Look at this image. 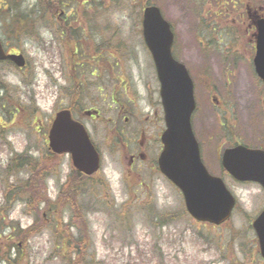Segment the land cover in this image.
<instances>
[{
  "label": "rangeland",
  "instance_id": "obj_1",
  "mask_svg": "<svg viewBox=\"0 0 264 264\" xmlns=\"http://www.w3.org/2000/svg\"><path fill=\"white\" fill-rule=\"evenodd\" d=\"M78 2L64 10L81 14V20L75 17L84 29L81 42L76 44L74 32L63 28L74 18L63 16L61 21L55 16L60 10H46L54 17L38 19L30 33L34 36L16 34L15 43L7 45L24 54L27 67L0 64V98L7 106L0 108V264H264L252 227L264 209V190L218 171L213 145L220 144L217 140L210 142L206 163L237 199L232 218L220 227L183 215L182 193L157 168L159 147L151 150L147 163L133 170L124 147L143 141L137 126L147 132L146 141L159 137L156 120L164 129L160 83L143 38V11L148 5L159 7L172 24L174 56L194 80L197 136L223 137L210 98L211 80L221 91L231 86L229 99L240 106L230 113L234 120L236 112L238 137L248 145L263 142L258 143L264 135V84L248 72V90V84L239 81V69L233 76L217 75L213 63L224 65L222 60L212 63L198 43L206 36L201 23L215 24L216 13L232 19L239 1L125 0L123 6L105 11L78 9ZM252 3L264 6V0ZM71 24L77 28V22ZM2 37L8 41L0 32ZM116 40L125 47L116 49ZM219 40L218 33L216 55L217 49L227 52L231 42L226 38L218 45ZM75 47L82 51L75 54ZM207 68L210 80L203 74ZM119 76L125 78L123 83ZM126 84L132 89L130 98L123 89ZM74 99L92 115L102 114L81 115L103 157L100 172L88 181L75 172L70 156L49 149L51 122ZM129 99L137 101L135 110ZM136 134L138 141L132 144ZM20 157L21 162H35L25 170L8 171ZM30 170L35 171L33 176ZM15 188L20 192L16 194Z\"/></svg>",
  "mask_w": 264,
  "mask_h": 264
},
{
  "label": "water",
  "instance_id": "obj_2",
  "mask_svg": "<svg viewBox=\"0 0 264 264\" xmlns=\"http://www.w3.org/2000/svg\"><path fill=\"white\" fill-rule=\"evenodd\" d=\"M258 32L255 66L264 81V20L259 22ZM143 35L156 65L165 113L160 171L181 191L191 218L200 223L222 226L231 219L236 198L223 179L211 175L202 162L192 128L196 108L194 85L186 67L173 57L174 34L159 7L144 9ZM1 61H12L19 68L26 66L23 55H7L0 42ZM49 142L55 154H69L74 168L81 174L90 177L100 170V154L85 126L75 121L69 110L57 114ZM223 164L237 181L258 183L264 188V151L239 146L225 152ZM253 229L264 259V210L254 220Z\"/></svg>",
  "mask_w": 264,
  "mask_h": 264
},
{
  "label": "flooded vegetation",
  "instance_id": "obj_3",
  "mask_svg": "<svg viewBox=\"0 0 264 264\" xmlns=\"http://www.w3.org/2000/svg\"><path fill=\"white\" fill-rule=\"evenodd\" d=\"M238 1L239 4L242 5L244 8L240 10L236 8L239 4L238 5L236 4L235 7H233V9L235 10V15L232 19L224 20V18H222L223 14L216 13L215 17L218 19H216L217 21L215 24L208 25L205 21L201 23L203 25V28L205 29L204 33L206 34V36H204L203 38L200 36L201 38L198 40V43L201 48L200 50L203 52L202 54H204V56L207 57L211 56L210 59L213 60V61L211 60L212 63L218 62L217 60H222L221 63H223L224 65H219V63H213V66L217 70L216 71L217 75L221 74L224 77L233 76L235 71L239 69V81L241 82V85L247 83L248 84L247 88L249 90L250 89V85L248 82L250 77L249 73L252 76L257 77L264 84L262 79H260V77L258 76L255 66V59L258 52V47H257L258 36H259L258 25L259 22L264 19V6L256 7L255 3H252L253 0H245L246 2H244V0H238ZM65 13L66 11H61L59 13V19L61 21L64 20V18H62L63 16H68L65 15ZM70 13L73 12L70 11ZM227 22H229V24H227ZM67 23L68 22H66L64 26ZM218 33L220 34V40L217 42L218 45H220L221 41L226 38H230L231 42L229 43L230 46L227 47L228 49L227 52L223 53L221 49L220 51H218L217 49L216 53L218 55H216L214 52V46L216 43L215 39L216 37H218ZM242 42H244V46H242ZM7 53L19 54L18 52H9V51ZM242 66H245L246 68H243ZM209 70L210 69L207 68L203 73L207 77V79H209V72H208ZM188 71L190 73L189 69ZM123 80H125V78ZM208 83L210 87L212 86L210 98L213 102L214 108L216 109L218 123H219V127L223 132V137L212 135V136H208L207 140L200 139L196 134L194 125H193V129L200 146L202 160L205 166L207 167L208 171L212 175L216 176L213 173L214 171L208 165V163H206V157L209 154L210 142H212L215 139L220 143V144H213L214 150L216 151V155H217L218 171H221V173H223L224 175L231 177V174L225 169L223 164V156L225 151L229 149L237 148L239 146H245L253 150L264 151V135H261V138L258 139V143L260 141H263L260 144L248 145L244 143L242 139L238 137V133H236L238 127V121L235 116L236 112L233 116V118L235 117L234 120L230 117V113H233L234 107L236 108L237 106L229 99V97L232 95L231 86L226 87L225 90L222 89L223 91H221L220 87L216 86L215 84L214 85L211 84V80ZM123 89L127 91V94L129 95L130 98L132 95V89L129 87V85L128 84L124 85ZM215 92L219 94H215ZM129 101L132 103V109L135 110L136 109L135 105L138 104L137 101L135 100L131 101L130 99ZM123 106L122 107L125 110L126 106L125 105ZM238 107L240 106H237V108ZM71 109H72L71 111L73 117L77 121L84 122L81 115L92 117L89 110H84L79 104L73 105ZM197 109H198V104H197ZM95 113L99 118H102V114L100 111H95ZM127 121H129V118H127ZM155 126L158 128V131L160 133V131H162L161 122L156 120ZM137 128L138 131H140V135L143 138V141L140 142L137 145V147H133L130 149L126 144L124 145L128 154H130L129 167L132 170L133 167L137 165L147 163L148 154H151L150 152L152 149L159 147L155 150V152L159 154L163 149V145L160 141L161 134L158 133L159 137L156 136L155 139L153 140L149 139L148 141H146L147 132L141 127L137 126ZM120 137L122 138L125 137L124 141L126 142L127 136H125V133H122ZM229 140H231V142H229ZM137 141H138V135L136 134L134 135V140L132 141V144L137 143ZM226 143H230V145L228 148L223 150L224 149L223 145H225ZM95 145L98 148L97 144ZM145 150H147V153L145 152ZM157 164H158V159H157ZM155 172H157L156 169Z\"/></svg>",
  "mask_w": 264,
  "mask_h": 264
},
{
  "label": "trees",
  "instance_id": "obj_4",
  "mask_svg": "<svg viewBox=\"0 0 264 264\" xmlns=\"http://www.w3.org/2000/svg\"><path fill=\"white\" fill-rule=\"evenodd\" d=\"M75 0H0V32L4 33V37L7 38L9 43H15V35L18 34H25L27 36H34L31 35V29L32 27L36 26V22L38 19H42L46 16H51V14H46V10L50 11H57L61 9H71L74 8ZM125 0H84V2H81L79 0L77 7L78 9H85V10H111L113 8H118L119 6H123L125 4ZM81 11V10H78ZM4 12V13H3ZM110 14V13H109ZM81 14H76L74 17H79V20ZM85 15V14H84ZM103 15V14H101ZM53 16V15H52ZM85 16L93 17V15L86 14ZM97 16V15H94ZM77 22V28H74L72 24H68L65 28L69 31V34L73 31L75 34V41L77 44L81 42L83 39L80 38L81 34L83 33L84 29L81 28V22ZM90 25L96 26L93 24V22L90 23ZM115 36H112L110 41L111 43L114 41ZM4 40V38L2 37ZM115 43L117 46L116 49H119L122 47H125V44H121L120 41L116 40ZM99 46L100 44H96ZM19 50V49H18ZM77 51H82L79 47H77ZM76 51V53H78ZM122 57V56H121ZM0 88V92H1ZM77 100H73V104H76ZM0 108L7 109L6 104H3V97L0 98ZM15 113L19 114L20 110H14ZM16 116V114H13ZM22 157L20 159H14L13 164H10L8 167V171H15L16 169L20 171L25 170L27 167L33 166L34 160L31 161V163L27 162H21ZM16 170V171H17ZM31 175H34L35 171H31ZM34 177H32V180ZM23 187V186H21ZM16 188L14 189V191ZM23 191V189H21ZM16 194L20 192L19 190L15 191ZM31 199L29 200V202ZM183 215L187 218H189V215L187 212H183ZM7 257L8 254H7ZM5 261V260H4ZM14 262V261H13ZM5 264V263H4Z\"/></svg>",
  "mask_w": 264,
  "mask_h": 264
}]
</instances>
